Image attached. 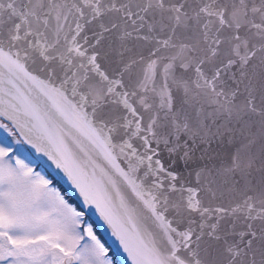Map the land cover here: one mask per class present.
<instances>
[{
  "label": "snow or ice",
  "instance_id": "6c2138e0",
  "mask_svg": "<svg viewBox=\"0 0 264 264\" xmlns=\"http://www.w3.org/2000/svg\"><path fill=\"white\" fill-rule=\"evenodd\" d=\"M0 129V264H264V0H0Z\"/></svg>",
  "mask_w": 264,
  "mask_h": 264
},
{
  "label": "water",
  "instance_id": "95a60500",
  "mask_svg": "<svg viewBox=\"0 0 264 264\" xmlns=\"http://www.w3.org/2000/svg\"><path fill=\"white\" fill-rule=\"evenodd\" d=\"M39 161L49 170V172L57 179L61 182V184L69 191V193L71 194V196L77 200L76 194L74 192H72V190L68 187L67 183L65 182V180L62 178L61 175L57 174V172L51 167L49 166L45 161L44 158H39ZM101 232L103 234V229H101Z\"/></svg>",
  "mask_w": 264,
  "mask_h": 264
},
{
  "label": "flooded vegetation",
  "instance_id": "af4514ba",
  "mask_svg": "<svg viewBox=\"0 0 264 264\" xmlns=\"http://www.w3.org/2000/svg\"><path fill=\"white\" fill-rule=\"evenodd\" d=\"M0 135H4L5 136V138L4 139H2V138H0V140H3L4 141V143H6V139H8V143H6V144H12V138L8 135V133L6 132H4L3 131V129H0ZM18 148H19V151L21 152V153H25V154H27L26 153V149H27V146H24V145H22V146H18ZM27 152H30V150L29 149H27ZM39 170H41V171H44L46 174H48L49 175V173L47 172V170L42 166ZM58 187H60V186H58ZM61 188V187H60ZM62 190H63V188H62ZM70 196V195H69ZM70 199H71V197H70ZM72 200V199H71Z\"/></svg>",
  "mask_w": 264,
  "mask_h": 264
},
{
  "label": "rangeland",
  "instance_id": "374dc122",
  "mask_svg": "<svg viewBox=\"0 0 264 264\" xmlns=\"http://www.w3.org/2000/svg\"><path fill=\"white\" fill-rule=\"evenodd\" d=\"M4 131V130H3ZM5 132V131H4ZM6 133V132H5ZM0 138H2V139H4L5 138V136L4 135H0ZM6 143H8V139H6ZM57 187H58V185H57Z\"/></svg>",
  "mask_w": 264,
  "mask_h": 264
},
{
  "label": "trees",
  "instance_id": "16d2710c",
  "mask_svg": "<svg viewBox=\"0 0 264 264\" xmlns=\"http://www.w3.org/2000/svg\"><path fill=\"white\" fill-rule=\"evenodd\" d=\"M58 183V181H56Z\"/></svg>",
  "mask_w": 264,
  "mask_h": 264
}]
</instances>
